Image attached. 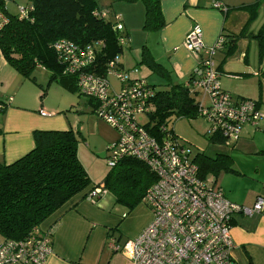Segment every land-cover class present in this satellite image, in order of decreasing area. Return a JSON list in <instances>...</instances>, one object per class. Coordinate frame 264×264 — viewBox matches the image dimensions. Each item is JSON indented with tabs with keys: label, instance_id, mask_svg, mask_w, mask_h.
<instances>
[{
	"label": "built area",
	"instance_id": "1",
	"mask_svg": "<svg viewBox=\"0 0 264 264\" xmlns=\"http://www.w3.org/2000/svg\"><path fill=\"white\" fill-rule=\"evenodd\" d=\"M212 5L221 7L217 1ZM31 10L32 6L20 7L17 15L20 19L27 18ZM94 14L105 17V13L98 11ZM113 18V29L123 33L119 16ZM6 22V16L0 11V28ZM125 41L126 38L119 37L120 44ZM223 43L224 38L218 35L211 46L205 47L201 29L194 25L185 34L182 45L196 58L186 86L203 96V100H199L198 116L208 123V136H217L221 144L232 147L243 127L257 126L264 118V111L255 100L233 98L221 88L215 56ZM51 48L64 72L75 76L79 94L94 101L93 113L118 132L116 141L108 147L109 167L124 158H134L155 176L143 196V203L152 213L150 222L136 237L122 244L111 238L109 247L131 264H235L231 256L232 216L236 213L264 215V197L257 196L251 206L231 202L214 187L213 179L199 177L192 151L183 139L166 132L163 125L159 128L161 135L149 134L145 129L148 121L137 120L139 115L148 116L155 92L146 79L124 74L123 69L116 68L115 59L108 63L105 77L91 72L94 60L91 45L79 47L72 41L59 39ZM110 73L119 79L118 92L111 89ZM204 99L208 101L206 104ZM11 100L9 97L0 101V109ZM39 114L49 115L43 110H39ZM107 193L100 185L90 188L84 197L94 204ZM51 235L38 229L22 240L1 241L0 264H43L51 253Z\"/></svg>",
	"mask_w": 264,
	"mask_h": 264
},
{
	"label": "trees",
	"instance_id": "2",
	"mask_svg": "<svg viewBox=\"0 0 264 264\" xmlns=\"http://www.w3.org/2000/svg\"><path fill=\"white\" fill-rule=\"evenodd\" d=\"M105 1L106 6L113 11L116 5L141 4L144 11L142 28L145 31L157 32L164 26L160 0ZM258 4L259 0H256L246 6L251 8L250 18L256 14ZM27 6H32V10L27 18L20 19L17 14L11 15L5 8L4 0H0V11L7 18V22L0 28V51L21 77L35 83L32 74L36 68L41 67L49 72V82H56L79 94L75 76L64 72L62 63L57 60L51 48L59 39L72 41L79 47L91 45L94 60L90 70L97 75L105 77L108 63L114 59L117 69L122 66L118 56L128 41V35L113 29L114 15L112 20L108 18L99 0H28ZM94 11L105 13V17L95 15ZM112 14H116V11ZM219 35L224 38L222 48L226 45L227 52L233 51L237 36L225 38L224 34ZM120 36L126 38L123 44L119 43ZM252 37L257 40L261 63L264 58V27ZM143 55L141 60L147 62L149 70L156 73L167 86L166 89L158 90L148 83L155 92L147 116L150 124L147 122L145 129L149 134L159 136V128L163 125L166 132L175 135L166 120L172 114L188 119L197 117V91H191L186 86L190 76L183 84L173 83L170 70L156 62L147 48ZM256 75L264 77V69L259 67ZM258 85L260 88V82ZM44 93L45 89L41 88L40 97ZM252 100L261 105L259 99ZM89 102L94 105V101ZM32 136L34 146L26 154L9 164L0 161L2 241L22 240L35 234L40 230V224L70 198L100 185L112 194L116 203L127 207L130 212L143 202L146 189L155 180L153 173L143 163L134 158H124L110 167L101 182L91 183L77 155L78 136L74 131L35 130ZM208 137L211 143L221 144L219 137ZM193 162L197 165L200 178H208L222 170L235 171L230 157L223 153H217L214 157L197 153Z\"/></svg>",
	"mask_w": 264,
	"mask_h": 264
},
{
	"label": "crops",
	"instance_id": "3",
	"mask_svg": "<svg viewBox=\"0 0 264 264\" xmlns=\"http://www.w3.org/2000/svg\"><path fill=\"white\" fill-rule=\"evenodd\" d=\"M213 1L219 2L222 8H215L212 5ZM255 1L236 6L240 9V6H248ZM226 2L225 0H160L164 26L153 36H149L154 38L158 47V50L151 48L149 51L156 62L170 69L173 83H185L196 64L194 56L182 45L185 34L194 25L200 27L205 45L212 44L222 33L225 38L237 36V46L238 38L251 37L258 32L250 34L246 32L243 35L245 28L241 33H236L237 29L229 30L232 26L229 27L227 23L233 24V19L230 17L233 11ZM126 6L119 7L125 11ZM113 15L119 16L129 41L126 21L122 19L120 13L116 12ZM222 60L224 61V59L220 61L215 59L220 75L225 72ZM242 61L246 62V55L243 56ZM262 64L264 58L261 63L259 62V67ZM120 68L123 69V65ZM36 85V82L21 77L6 62L0 51V101L9 97L12 99L2 111L0 110L1 162L9 164L31 150L34 146L32 133L35 130L71 129L77 134L75 124L69 127L63 115L54 116V111L47 112L51 116L39 114L41 109L46 111L43 105L38 104ZM221 88L226 90L228 87L225 85V88L223 86ZM44 106L52 109L46 104ZM53 110L58 112L59 109ZM262 122L264 120L258 122L257 126L245 125L235 142L236 145L233 144L227 151L217 152L230 157L235 171L222 170L208 177L213 179L214 187H217L225 198L243 206H251L257 196L264 197V123ZM213 144L219 145V143ZM85 193L86 190L74 195L40 224V230L52 234L51 253L43 264H110V256L113 257L118 253L109 247L110 254H108L104 249L106 244L109 246L111 238L117 243H120V237L124 234L127 235L126 240L132 239L151 220V218L145 219L139 229L136 230L138 228L136 226L128 231L125 222H121L126 218L124 213L118 216L119 218L112 215L110 210L107 212L97 206V201L96 204L87 201L84 197ZM99 200L101 201V197ZM141 204L147 207L143 202ZM116 231L119 232L118 236L115 235ZM230 235L233 242L231 256L235 264H264V215L234 214Z\"/></svg>",
	"mask_w": 264,
	"mask_h": 264
},
{
	"label": "rangeland",
	"instance_id": "4",
	"mask_svg": "<svg viewBox=\"0 0 264 264\" xmlns=\"http://www.w3.org/2000/svg\"><path fill=\"white\" fill-rule=\"evenodd\" d=\"M225 1H227V5H229L233 11L230 15L231 19H233V24L227 23L229 27L232 26L229 30L234 31V29H237L235 30L236 33H241L242 29L245 28L246 31L242 32L243 35H245L246 32H248V34L256 33L259 29L264 27V0H259V4L255 8L256 14L251 18L248 15L250 14L251 8L240 6L239 9L236 5L240 3H250L253 0ZM4 4L6 10L11 15H16L20 7L27 6L28 0H4ZM99 4L107 13V17L111 20L113 17L112 13L116 11L120 13L122 19L126 21V28L130 37L129 41H126L123 46L122 53L118 56L119 62L123 65L124 74L129 75V77H143L158 90L166 89L167 86L164 84L165 81L161 80L156 73L149 70L147 62L141 60L144 57L143 52L146 48L150 51L151 48L158 50L154 38L149 37L153 36L155 32H148L142 28L144 11L141 4L127 5L125 11L120 9L119 5H116L113 11V9L106 6L105 0H99ZM238 40L236 48L234 47L233 51L228 52V55H226L228 49L226 45L223 51H218V54L216 53L217 56H215V59L217 61L224 59V61L222 60V67H224L225 72H222V75H220V86L222 85L223 88H225L226 85L228 87L226 90L231 93L230 95H232V97H236L237 95L249 99H259L261 104L260 109L264 111V77L256 75V71H258L259 67L257 40L252 36L242 37L241 39L238 38ZM243 40L246 42H243ZM212 44H204V46L209 47ZM245 55L246 62H243L242 58ZM164 67L168 69L167 66L164 65ZM260 67L264 69V64ZM134 69H136L137 72L134 73ZM230 73H233L235 76L232 74L230 75ZM32 75L35 77V82L37 84V87H35L38 104H41V106L43 105L46 113H52V111H54V116L59 114L63 115L69 127L74 124L77 127L75 131L78 136V158L86 170L91 183L98 184L111 169L107 164V155L110 152L108 147L116 141L118 136L117 130L104 119L93 113L92 105L86 101L87 98L79 95L77 92L69 91L56 82H49V72L47 70L38 67L34 70ZM171 80H173L172 77ZM108 81L112 90L115 92L120 90L119 79L114 73L109 74ZM258 82H260V88ZM39 85H41V88L45 89V93L42 97H40L41 88ZM200 99L203 100L201 93H199L196 100ZM207 102V99H204V103L206 104ZM45 104L48 107H52V109L46 108L44 106ZM56 108L59 109L58 112H56L57 110H53ZM47 116L51 115L49 114ZM137 120L146 123L148 117L146 115H139ZM262 120H264V118H261L259 122ZM166 124L169 128L173 129L177 137L185 141L186 146L192 151V157L197 155V153L214 156L219 151L224 152L232 148L224 146L223 144H213L209 141L207 134L208 123L202 117L197 116L188 119L185 117H177L172 114L168 116ZM235 157L238 156L235 155ZM96 205L102 207L107 212L110 210L111 214L117 217L124 213L126 218L121 220V222H125L128 231L133 230L132 228L136 226H138L136 230L139 229L142 223L145 222V219L152 218V213L148 206L146 207L139 203L128 212L127 207L114 201L111 193L104 194L101 197V201H97ZM118 233L119 232L116 231L115 235L118 236ZM125 236L127 235L124 234V236L120 237L119 244H122L126 240ZM1 239L2 237L0 236V241ZM104 249L110 254L108 244L105 245ZM109 261L110 264H131V262L119 252L116 253V255L114 254L113 257L110 256Z\"/></svg>",
	"mask_w": 264,
	"mask_h": 264
}]
</instances>
